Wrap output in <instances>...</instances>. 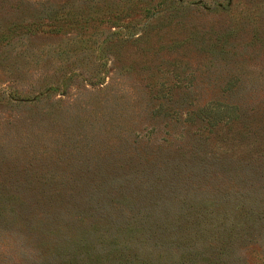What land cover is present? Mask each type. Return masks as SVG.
Instances as JSON below:
<instances>
[{
	"label": "rangeland",
	"instance_id": "rangeland-1",
	"mask_svg": "<svg viewBox=\"0 0 264 264\" xmlns=\"http://www.w3.org/2000/svg\"><path fill=\"white\" fill-rule=\"evenodd\" d=\"M157 1L0 37V264H264V0Z\"/></svg>",
	"mask_w": 264,
	"mask_h": 264
},
{
	"label": "trees",
	"instance_id": "trees-1",
	"mask_svg": "<svg viewBox=\"0 0 264 264\" xmlns=\"http://www.w3.org/2000/svg\"><path fill=\"white\" fill-rule=\"evenodd\" d=\"M60 1L61 0H4V2L1 3H7L10 10L15 11L17 14V22L21 23L25 21L27 25L22 28L2 29L0 30V37L7 38L8 36L15 34H38L48 31H59V29L51 26V24L52 22H58L63 18L58 7ZM162 3H165V0H159L149 8L144 7L143 14L147 17L154 15L160 10H158V7H161ZM168 9L169 8L166 7V9L164 8L162 10L165 11Z\"/></svg>",
	"mask_w": 264,
	"mask_h": 264
}]
</instances>
